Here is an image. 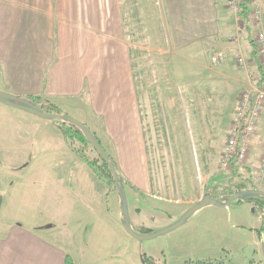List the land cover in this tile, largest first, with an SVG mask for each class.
<instances>
[{
  "label": "crops",
  "instance_id": "1",
  "mask_svg": "<svg viewBox=\"0 0 264 264\" xmlns=\"http://www.w3.org/2000/svg\"><path fill=\"white\" fill-rule=\"evenodd\" d=\"M226 1L157 0L154 10L158 17L164 18V22L148 25L147 19L143 21L147 16L144 13V10L147 11L144 0H138L141 6L140 25L134 28L133 25L123 24V16H132L133 0H124V10L118 0H0V90L23 98L39 97L41 103L38 105L43 109L51 106L61 114H69L80 120L103 146H113L115 155L109 153L110 157L116 166L124 169V177L137 190L139 197L144 201L155 198L149 193L154 179H151L150 166L144 154L145 143H152L145 136L148 128H152V122H156L157 129H161L157 138L160 143L157 144L183 145V137L187 138V142L196 140L190 122V131L181 132L180 101L186 92L195 91L193 85L181 83L190 81L194 74L191 72L186 76L183 71H177L176 66L206 63L203 60L207 59L205 55L209 49L224 52V79L229 84L235 105L229 116L231 122L239 92L253 88L246 83L242 88V73L233 66L229 49L235 40V15ZM138 2L136 0L135 3ZM137 33L140 34L138 42L134 40ZM151 43L155 44L152 56L157 61L154 62L160 66L156 73L158 85L155 92L146 89L137 75L140 71L139 76L142 77L140 66L143 64L146 68L148 65L149 54L144 51ZM244 43L249 65H257L248 54L250 44L246 35ZM200 50L201 57L198 54ZM138 54L141 55L140 59ZM170 66L173 68L171 72L168 71ZM150 93L157 97L156 105L150 104ZM0 117L2 121H11V142L15 151L23 155L19 159L22 162L15 168L19 166L18 171L29 170L33 174L35 179L31 186L38 188L44 177L48 180L52 178V182L45 181L52 194L54 186L62 185L63 175L68 180V171L74 175V168L80 165L90 177L85 169H90L89 166L78 155H69L71 151L56 122L2 103ZM4 137V126H0L2 145ZM263 143L264 110L247 162L237 176L235 171L231 172L230 179L238 177L251 184L249 180L253 173H257ZM26 146H29V150L24 157ZM159 152L161 165L166 166L163 176H169L168 168L172 166L175 184L170 188L169 178L166 184L158 182L163 187L158 188L161 196L156 198L175 203L161 204L163 208H184V212L205 194L208 184H213L211 192L220 189L215 185L220 184L221 178L202 172L204 183L197 193L196 172L189 174L186 155L178 152L170 160L165 159L162 149ZM0 165L4 166L2 161ZM152 175L156 174L153 172ZM260 185L256 188L264 190V183ZM66 190L69 189L66 187ZM133 199L136 201L137 196ZM52 204H49L50 208ZM82 207L85 209V206ZM86 207L89 210L92 208L89 204ZM134 207L142 218H146V221L141 220V224L147 230L162 228L149 227L152 220L148 219V203L140 205L136 202ZM3 209L2 201L0 215ZM200 211L224 215V225L228 223L226 216L230 217L234 212L240 220L236 226L238 240L244 241L243 245L252 249L238 253L237 264H264V238L257 233L262 226V217L257 215L252 202L242 203L235 209L210 205ZM69 217L66 214L60 221L49 222L47 225L52 227L44 230H38L37 226H25L18 221L5 222L0 218V264H65L66 256H70L75 264H93L85 259L83 251L79 252L71 244L74 238L78 240L76 236L79 235L82 220L72 221ZM130 219L135 228L131 211ZM219 221H215L216 225ZM172 222L169 219L163 226ZM56 235L62 237L60 242L54 240ZM225 249L234 250L223 247ZM155 262L159 264L157 260Z\"/></svg>",
  "mask_w": 264,
  "mask_h": 264
},
{
  "label": "rangeland",
  "instance_id": "2",
  "mask_svg": "<svg viewBox=\"0 0 264 264\" xmlns=\"http://www.w3.org/2000/svg\"><path fill=\"white\" fill-rule=\"evenodd\" d=\"M118 2L121 4L122 10H124V0H118ZM135 2L136 0H133L134 9L131 18L123 16V24L133 25L134 28L140 25L139 10L141 8L138 0V4ZM144 5L147 9V11L144 10V13L146 12L147 16L143 21L147 19L146 24L158 25L164 22V18L158 17L156 15L157 12L154 10L157 0H144ZM233 24L236 25L235 22ZM233 35H235V40L229 50H231L230 56L234 63V69L242 73L241 78L244 80H242V88H245L244 83L254 87L257 80L259 81L258 64L249 65L244 43V32L237 41L234 26ZM134 36H136L134 37L135 41H140L139 33L134 34ZM154 47L155 44L151 43L148 49L144 51V53L149 55L146 54L148 56L146 68L143 64L140 66L142 77L139 76L140 71L137 73L138 80L142 81L145 88L150 92H155L157 89L156 73L160 67L154 62L157 61V58L152 56L155 50ZM201 51L198 52L199 56ZM210 52H212L211 49L207 50L205 55L207 59L203 60L206 63L202 65L196 66L185 63L176 66L178 68L177 71H183L185 75L191 72V74H194L191 76L192 80L190 78V81L186 80L181 83L193 85L195 91L186 92L185 95L180 97V101L182 107L181 132L188 133L190 131L188 126L190 122L191 129L193 128L195 132V142H190L189 140L187 142V138L183 137L185 140V143H182L183 145L157 144L160 143L157 138L160 136L159 132L161 129H157V126H155L156 122H152V128H148L147 134H145L152 140V143H145L144 154L148 166H150L151 179H154L149 193L154 195L155 198H150L146 201L142 200L137 190L131 187L126 177H124V169L121 166H116L117 172L124 182L123 186L127 195L129 215L131 211L136 228L134 229L138 232L142 233L147 229L144 224H141V220L146 221V218H142L134 207L136 202L140 205H143V202L148 203L150 208L148 219L152 220L149 227L152 228L165 227L163 225H165L166 221L172 219L174 222L186 211L183 212L184 208H163L161 204L175 205V203H167L160 198H156V196H161V191L158 188L162 189L163 187V185H158V182L166 184L169 178L170 188L175 185L172 178V166H169V173H167L170 177L163 176L166 166L161 165V157L158 155L161 149L165 153V159L171 160L176 157L178 152L181 155H186L189 174H195L196 172L197 193L201 190L204 183V179L201 176L202 172H206L209 176L221 178L220 184L215 185L216 188H220H217L218 192L223 189L225 191L227 188H234L241 181L238 177L230 179L231 171H223L219 165L221 153L229 132L228 128H230L231 121L229 116L235 105L234 96L232 98L230 95L229 84L224 79L222 65L225 61V55L224 60L220 64H212L209 61ZM140 56L138 54L139 59ZM239 58H243L244 63H240L238 61ZM172 69V66H170L168 71L171 72ZM244 90L247 89H242L239 94ZM150 100V104L156 105L157 97L153 93H150ZM40 105L44 106L45 104ZM0 126H4L5 129V142L3 145L0 144V161L4 164V166L0 165V197L4 208L0 218L4 219L5 222L18 221L25 226H37L38 230H44L52 227V225H47L49 222L60 221L66 214H69V218L72 221L76 219L82 220L80 231L78 232L79 235L76 236L78 240L74 238V242H71V244L76 246L75 248L79 252L83 251L86 254L85 259H88L93 264H142V253L153 258V260H157L159 264H237L239 263L238 253L242 252V250H252L250 247L243 245L244 241L238 240L239 232L236 230V226L240 223V220L237 216L235 217L234 212H232L230 217L226 216L228 223L224 225V215L204 213V211L199 210L179 228L160 237L138 242L130 237L123 228L119 196L114 185L109 187L105 184L103 178L101 180L92 170L85 167L88 174H90L89 177L82 170V165H80L74 168V175L72 171H68V180L63 175L62 185L58 186L57 184L54 186L52 194L48 190L49 187L45 186V181H51L52 178L48 180V178L44 177L43 183L38 188L31 186L34 183L32 180L35 179L33 174L29 170L18 171L19 166L15 168L22 162L19 159L23 155L15 151L14 143L11 142L12 139L9 136L11 121H2L0 117ZM65 143L69 151H71L70 156L71 154L73 156L76 155L71 150L70 147H72L80 151L89 160L100 164V158L89 144H82L77 139L71 140L70 147L66 141ZM102 147H105L104 150L108 154L115 155L111 144H104ZM28 150L29 146H26L24 157ZM159 165L161 166L159 167ZM170 165L172 164L170 163ZM240 169L235 171L236 176ZM153 172L156 174L155 176L152 175ZM63 174H66V172H63ZM256 178L257 173H253L250 180L251 184L254 187L257 185L261 186ZM46 185L49 186V184ZM212 185V183L211 185L208 184L209 188L206 187L205 192H211ZM66 187L69 189L68 191ZM134 196H137L136 201L133 199ZM143 199L145 198L143 197ZM234 202L235 200L229 205L231 209L239 206ZM49 204H52L53 207L50 208ZM87 204L92 207L91 210L87 209ZM69 205L71 207H68ZM82 205L85 206V209H83ZM66 206L68 208H62ZM218 219L221 221L216 225L215 221ZM61 238L59 235L54 236V240H58V242H60ZM223 247H230L234 250H223ZM155 264L157 263L155 262Z\"/></svg>",
  "mask_w": 264,
  "mask_h": 264
},
{
  "label": "built area",
  "instance_id": "3",
  "mask_svg": "<svg viewBox=\"0 0 264 264\" xmlns=\"http://www.w3.org/2000/svg\"><path fill=\"white\" fill-rule=\"evenodd\" d=\"M241 1H226L228 8L235 15L237 41L244 32V23L240 15ZM249 17L254 28L253 40L257 46V61L263 80L260 85L256 83L252 89L244 90L239 94L235 114L219 161L220 169L223 171L233 172L246 164L264 109V0L250 1ZM223 60L224 53L221 50L209 54V61L212 64H220ZM238 61L244 63L243 58H239ZM256 179L259 184L264 183V143L259 157Z\"/></svg>",
  "mask_w": 264,
  "mask_h": 264
},
{
  "label": "water",
  "instance_id": "4",
  "mask_svg": "<svg viewBox=\"0 0 264 264\" xmlns=\"http://www.w3.org/2000/svg\"><path fill=\"white\" fill-rule=\"evenodd\" d=\"M0 103L10 106L13 108H17L19 110H23L27 113H30L34 116L39 118L49 120V121H57L61 120L63 122L72 124L79 128L85 136L90 147L95 151L97 156L100 158L102 162L106 164L109 171L113 176V185L118 193L119 196V203H120V213H121V223L125 232L132 238L136 239L138 242H142L145 240H151L162 235H165L183 224L197 211L206 207V206H218V207H228L232 201L234 200H243V199H253V198H263L264 199V190L258 188H250L245 190H240L234 192L233 194L225 196V201L222 202L217 198L212 197L210 194H204L198 201L190 205L186 211L174 222L171 224L162 227L157 230H153L149 233H141L134 229L130 215H129V208H128V201L127 195L122 184L123 179L119 176L116 164L110 157V155L104 150L100 141L95 136V134L80 120L74 118L69 114H61V113H54V112H47L38 104L31 102L30 100L5 92L0 90ZM254 211V209L252 210ZM263 261H264V246L262 249Z\"/></svg>",
  "mask_w": 264,
  "mask_h": 264
},
{
  "label": "trees",
  "instance_id": "5",
  "mask_svg": "<svg viewBox=\"0 0 264 264\" xmlns=\"http://www.w3.org/2000/svg\"><path fill=\"white\" fill-rule=\"evenodd\" d=\"M251 0H242L241 1V11H240V15L241 18L243 20L244 23V35L247 36V38L249 39V44H250V48L248 49V54L249 56L255 60L258 64L257 61V46L254 44V40H253V26H252V22L251 19L249 17V3ZM258 72H259V81L257 82L258 85L261 84L262 80H263V75L261 74V68L258 64ZM26 99L30 100L31 102L38 104L40 101L39 97H34V96H30V97H26ZM45 111L47 112H54V113H60L58 111V109L54 108V107H44ZM58 124L60 131L64 137V139L66 140V142L68 143L69 147H70V142L73 139H77L78 141H80L82 144H88L87 140L85 139L84 134L82 133V131L77 128L76 126L66 123V122H61L59 120L54 121ZM71 150L76 153V155L79 156V158L85 162L90 169L102 180V178L105 180V184L108 185L109 187H113V176L111 174V172L109 171L108 167L106 166V164L104 162H100V164H98V162L95 161H91L88 158H86L80 151H78L77 149H74L72 147H70ZM106 175V176H105ZM106 177V178H105ZM250 181V180H249ZM122 184H124V182H122ZM250 188H255L254 185L249 183H246L244 181L241 180L240 183L236 184V186L233 189H228L225 191H214V192H205V194H210L212 197L217 198L218 200L224 202L225 201V196L233 194L234 192L240 191V190H245V189H250ZM1 197H0V206H1ZM245 202H252L255 210L257 211V215H260L262 217V226L260 229L257 230L258 235L262 236L264 238V199L263 198H253V199H243V200H235L234 203L240 205L242 203ZM151 232L150 230H145L142 233H149ZM141 261L142 264H155L153 258L148 257L145 254H141ZM65 264H75L74 260L70 257V256H66L65 257Z\"/></svg>",
  "mask_w": 264,
  "mask_h": 264
}]
</instances>
